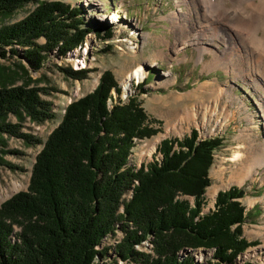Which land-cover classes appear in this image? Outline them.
I'll list each match as a JSON object with an SVG mask.
<instances>
[{"label":"trees","instance_id":"obj_1","mask_svg":"<svg viewBox=\"0 0 264 264\" xmlns=\"http://www.w3.org/2000/svg\"><path fill=\"white\" fill-rule=\"evenodd\" d=\"M32 2L0 0V20ZM86 24L80 8L62 0L42 2L23 20L0 28V56L5 57L7 48L19 56L16 48H21L20 58L36 72L53 52L65 57L90 33L102 41L111 39L110 30L101 36V29ZM41 39L43 44L38 43ZM19 69L28 77L23 67ZM58 69L77 81L89 73ZM31 81L0 86V135L20 138L28 147L41 141L20 132L19 124L6 123L7 117L28 118L37 125L54 118L51 104L41 98L46 90L30 87ZM145 84L146 79L135 90L145 94ZM112 91L119 96L112 72L105 71L90 94L66 107L35 159L27 190L0 206V264H97L95 258L102 260L108 252L96 246L116 229L124 237L113 256L133 264H193L190 257L179 260L178 253L198 248L215 250L212 264H233L251 246L242 236L245 210L238 200L243 192H219L215 211L200 217L214 152L222 139L199 140L192 130L182 140H163L157 149L159 162L132 167L128 158L135 142L158 131L150 127L137 96L124 102L117 97L108 110ZM134 181L132 198L121 202ZM179 195L192 198L193 206L176 200ZM15 228L20 232L14 233ZM148 236L153 256L134 249Z\"/></svg>","mask_w":264,"mask_h":264},{"label":"rangeland","instance_id":"obj_2","mask_svg":"<svg viewBox=\"0 0 264 264\" xmlns=\"http://www.w3.org/2000/svg\"><path fill=\"white\" fill-rule=\"evenodd\" d=\"M35 1L25 5L14 15L1 19L0 28L23 20L38 4L54 0ZM62 2L80 8L89 29H101V36L104 35L103 31L105 33L110 30L112 36L107 41L99 40L96 33L86 36L85 61H87L89 73L81 81L66 78L58 69V67L73 68L76 52L62 58L51 54L42 68L36 72H33L27 62L20 58L23 52L21 48H16L19 56L8 53L9 48L6 49L5 57L0 56V86H19L29 78L32 80L30 87L38 86L46 90L48 94H41V98L51 104L52 113H54L52 120L40 125L31 123L24 117L22 120L12 115L7 117L6 123L19 124L20 132L32 135L39 139L41 144L28 147L20 138L7 134L0 135V206L17 193L27 190L35 159L52 131L62 121L66 107L90 94L105 71H111L118 87L119 85L123 87L126 76L140 66L145 72V78L141 79L140 83L146 79L143 87L146 93L134 91L136 86L132 80L130 82L131 90L134 91L132 96L138 97L150 125L152 124L150 127L158 132L149 139L135 142L128 160L130 166L138 168L142 164L152 163L154 159L159 162L161 156L157 149L163 140H182L192 130H196L198 137L202 140L222 139V146L214 152L213 164L209 170L211 185L203 196L202 209L208 211L205 214L201 213L200 217L215 211V200L219 192L228 191L231 188L241 190L243 197L238 201L245 210L242 236L251 246L236 257L233 264H264L263 161L255 163L256 169L241 185L234 182L227 186L230 179L235 180L233 173L240 163L232 161L236 148L245 152L247 157L250 155L251 159L260 156L261 150L264 149V81L256 77L254 82L258 80L259 84H257L248 79L235 78L230 69L225 73L221 68L215 66L211 68V54L204 53L202 58H199L196 45L182 44L177 47L175 44H178L186 35L190 40L197 39L202 47L206 42L204 38L199 39L200 35L194 36V32L185 34L182 30L177 32L173 29L169 14L177 10L187 11L180 0H62ZM176 2H179V6ZM184 31L187 32L186 29ZM181 34L184 35L181 36ZM179 36L181 39H177ZM159 38L167 41L164 43L166 46L159 44ZM185 41L187 42L188 38H185L182 43ZM38 43L43 44L44 40L41 39ZM214 43L218 46L215 51L223 49L227 51L225 44L221 41L215 40ZM211 46L214 48V45ZM176 47L179 49L177 52ZM221 58L224 57L221 56ZM152 59L156 60L154 65H151ZM20 66L27 71L28 77L19 69ZM243 69L246 68L243 67ZM238 73L240 74V71ZM222 89L224 91L221 92ZM217 90H219V97L218 94L216 95ZM216 96L219 101L218 108L213 106ZM117 97L121 98V89ZM246 136H249V139L243 138ZM151 145L154 149L148 155ZM13 181L20 183L22 188L12 193L10 190ZM211 188L217 189L213 198L209 197ZM190 199L192 205L188 200L185 201L193 206V199ZM18 232H20L19 229L15 228L14 233ZM123 237L124 233L116 230L102 242L103 245L105 244L102 248L107 252L109 249L114 251L122 243ZM11 241L13 242L14 239L11 238ZM100 247L98 245V248ZM150 250V243L143 245L141 249L143 253L152 254L153 249L151 253H148ZM186 252H195L193 258L196 264L216 262L206 256L202 248L189 249ZM203 254H205L204 257Z\"/></svg>","mask_w":264,"mask_h":264},{"label":"bare ground","instance_id":"obj_3","mask_svg":"<svg viewBox=\"0 0 264 264\" xmlns=\"http://www.w3.org/2000/svg\"><path fill=\"white\" fill-rule=\"evenodd\" d=\"M205 1L208 2L205 3ZM176 3L177 6H179V2ZM180 3L187 8V11L177 10L169 14V21L173 29L177 32L182 30V33L185 34L194 32V36L200 35L199 39L204 38L206 42L203 43L204 48L197 42V39L194 41L190 40L189 36L186 35L183 39L185 40V38H188V41L182 43L184 41L182 39L178 44H175L177 47L182 44H189L191 46L196 45L195 48L199 50V58H202L204 53L211 54V68L212 66L221 68L225 73L230 69L231 72L233 71L232 73L235 75V78H240L241 80L248 79L254 82V78L257 77L261 79V81H264V0H180ZM184 29H186L187 32H185ZM224 34H226V36H224ZM183 35L184 34H181V36ZM145 37L146 34L143 36V41ZM177 39H181L180 36ZM215 40L224 43L227 51L225 49L219 50L218 52L215 51L218 47L214 43ZM158 42L165 46L166 44L164 43H167L164 38H159ZM211 45H214V48ZM177 47L175 48L176 52L179 50ZM221 56L224 58H221ZM152 61L151 65H154L156 60L152 59ZM243 67L246 69L244 70ZM238 71H240V74ZM143 78H145V72L138 66L126 76L123 82V89L127 92L132 80H137L139 82ZM212 90V93H214V89ZM219 90H217L216 93L218 97ZM222 91L224 90L222 89L221 92ZM218 103L219 101L216 96L213 101V106L218 108ZM226 117L227 116H225V118ZM192 118H195L193 113ZM248 137L249 136L243 138L247 139ZM247 143L249 145V142ZM151 146L152 147L149 148L150 152L147 153L148 155H150L154 149L153 145ZM261 151L262 154L260 153V156L258 155L257 158L253 157L251 159L250 155L249 158L245 152L236 148L232 156V161H239L240 163L233 173V175L235 174V180L230 179L227 186L234 182L241 185L256 169L254 168L255 163L260 160L264 163V149ZM257 164L256 166H261ZM20 188H22L20 183L13 181L10 191L13 193ZM211 189L209 197L213 198L217 189ZM2 199L3 197L1 195V200ZM253 255L252 251V256ZM211 256L213 257V251L211 252Z\"/></svg>","mask_w":264,"mask_h":264},{"label":"built area","instance_id":"obj_4","mask_svg":"<svg viewBox=\"0 0 264 264\" xmlns=\"http://www.w3.org/2000/svg\"><path fill=\"white\" fill-rule=\"evenodd\" d=\"M87 41V40H86ZM86 50H87V47H86V45H85V43H83V45L81 46V47H79L78 49H75V50H73V51H71V52H69V53H74V52H76L77 54H75L74 55V59H75V62H74V64H73V68L75 69V70H85V69H87V61H85V56L87 55L86 53ZM55 52H53L52 54H54ZM68 53V54H69ZM72 53V54H73ZM67 54V55H68ZM89 62V61H88ZM89 64V63H88ZM73 68H71V69H73ZM134 84H135V86H137V84H138V82L137 81H135L134 80V82H133ZM119 87H120V89H121V98H120V101H122V102H124V101H126V99L128 98V97H130V96H132V95H134V91H132L131 90V86L129 87V89H128V91L127 92H125V90L123 89V87L121 86V85H119ZM135 89V88H134ZM112 99L113 100H111V99H108V101H107V108H108V110H110L112 107H113V105L116 103V97H117V95H116V93L113 91L112 93ZM130 157L131 156H129V158H128V160H130ZM137 185V182H135L134 181V183L132 184V186H131V188L129 189V190H127L125 193H124V195L121 197L122 199H121V202H126V201H129L131 198H132V196H133V189H134V187ZM176 200H180V201H184V200H188L189 201V203L192 205V200L190 199V198H188V197H185V196H181V195H179V196H177L176 197ZM207 211L208 210H204V209H202V214H205V213H207ZM123 212V207L122 206H120V208H119V210H118V213H122ZM200 213V214H201ZM116 230H120V229H116ZM115 230V231H116ZM121 231V230H120ZM115 233V232H114ZM123 233V232H122ZM138 235H140V233H138ZM109 236H111V234H109V235H107V236H105L103 239H102V241H101V244H100V248H98V246L95 248V250H97V251H100V250H102L103 248L102 247H104V245L102 244V242H104L105 241V239L107 240L108 239V237ZM150 243V245H151V250L150 251H148V253H151L152 252V246H153V244H152V237L151 236H148V237H146L139 245H135L134 246V249L136 250V251H138V252H141V253H143L144 251H141V249H142V246L143 245H147V244H149ZM203 249V248H202ZM189 249H185V250H181L179 253H178V256H179V260H181V261H183L185 258H187V257H190V259H191V261L193 262V264H196L195 262H194V258H193V255L195 254V252L194 253H188V252H186V251H188ZM193 250H196V249H193ZM203 251L205 252V254H206V256H208V257H210V258H212V259H214L212 256H211V252L212 251H215L214 249H203ZM113 253H115V249H114V251H112V249L110 250H108V253H107V257H105L104 259H102V260H99L98 258H96V263L97 264H109V263H112V262H116V264H120V263H122V264H133L130 260H125V261H123V260H120L119 259V257L118 256H113ZM197 253V252H196ZM145 254H147V253H145ZM205 254H203V257H204V255ZM147 255H153V253L152 254H147ZM215 261V260H214ZM200 263V262H199ZM112 264H114V263H112Z\"/></svg>","mask_w":264,"mask_h":264},{"label":"crops","instance_id":"obj_5","mask_svg":"<svg viewBox=\"0 0 264 264\" xmlns=\"http://www.w3.org/2000/svg\"><path fill=\"white\" fill-rule=\"evenodd\" d=\"M152 125V124H151Z\"/></svg>","mask_w":264,"mask_h":264}]
</instances>
